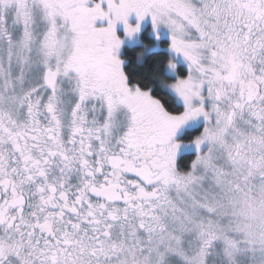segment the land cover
Instances as JSON below:
<instances>
[{
	"label": "snow or ice",
	"instance_id": "snow-or-ice-1",
	"mask_svg": "<svg viewBox=\"0 0 264 264\" xmlns=\"http://www.w3.org/2000/svg\"><path fill=\"white\" fill-rule=\"evenodd\" d=\"M0 264H264V0H0Z\"/></svg>",
	"mask_w": 264,
	"mask_h": 264
}]
</instances>
